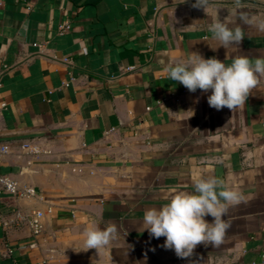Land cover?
Listing matches in <instances>:
<instances>
[{"label":"crops","instance_id":"obj_1","mask_svg":"<svg viewBox=\"0 0 264 264\" xmlns=\"http://www.w3.org/2000/svg\"><path fill=\"white\" fill-rule=\"evenodd\" d=\"M195 2L0 0V142L12 147L0 177L38 191H0V264H264V77L242 107L216 110L211 90L189 92L163 70L190 52L264 58V0H211L207 12ZM216 19L240 27L241 44L219 46ZM25 141L50 152L33 157ZM193 176L220 178L245 202L229 208L219 246L179 258L142 221L173 190L193 192ZM89 222L118 235L83 251Z\"/></svg>","mask_w":264,"mask_h":264},{"label":"clouds","instance_id":"obj_2","mask_svg":"<svg viewBox=\"0 0 264 264\" xmlns=\"http://www.w3.org/2000/svg\"><path fill=\"white\" fill-rule=\"evenodd\" d=\"M185 2L175 0V3ZM234 3L237 7L242 6L241 0H234ZM191 6L207 12L211 0H196ZM242 19L249 24L255 20ZM257 27L264 31V20L259 21ZM209 31L219 46L226 49L244 40L240 27L230 28L220 19L210 24ZM163 70L170 80L182 84L189 92L211 90L207 97L210 107L216 110L227 107L234 111L245 104L251 90L264 77V58L252 61L246 56H238L226 65L215 57L205 59L198 52H190L186 59L167 65ZM189 111L191 116L195 114L193 110ZM193 185V192L173 190L166 203L145 210L142 221L143 230L151 237H164L163 247L174 250L179 258L190 257L200 244L219 246L231 226L226 219L229 208L245 202L240 190L227 186L220 178L193 176ZM207 216L213 218L211 223L205 219ZM117 235L115 224L100 229L89 222L82 233L83 251L106 248Z\"/></svg>","mask_w":264,"mask_h":264},{"label":"built area","instance_id":"obj_3","mask_svg":"<svg viewBox=\"0 0 264 264\" xmlns=\"http://www.w3.org/2000/svg\"><path fill=\"white\" fill-rule=\"evenodd\" d=\"M69 28V24L62 26V29ZM37 45V44H35ZM73 79V78H72ZM20 148L25 153L37 157L43 154H48L50 151L41 148L40 146L33 144L29 141H25L20 145ZM12 151V147L9 143L0 142V161L4 156ZM0 191L10 195L13 198H34L38 194V191L35 187L28 184H21L17 180L3 175L0 177ZM51 211V209H50ZM43 216L42 211H35L31 220V227L34 234H39L43 230V224L41 218ZM13 220L4 221L5 225H10L13 223Z\"/></svg>","mask_w":264,"mask_h":264}]
</instances>
